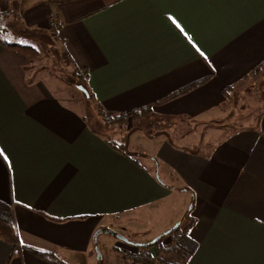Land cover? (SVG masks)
Segmentation results:
<instances>
[{"label": "crops", "instance_id": "1", "mask_svg": "<svg viewBox=\"0 0 264 264\" xmlns=\"http://www.w3.org/2000/svg\"><path fill=\"white\" fill-rule=\"evenodd\" d=\"M5 11L50 35L91 94L66 102L0 33V201L21 246L66 264H264V0H0ZM183 193L187 248L181 232L139 246L168 231L139 225ZM102 233L116 237L104 256ZM27 248L0 239V264H53Z\"/></svg>", "mask_w": 264, "mask_h": 264}, {"label": "rangeland", "instance_id": "2", "mask_svg": "<svg viewBox=\"0 0 264 264\" xmlns=\"http://www.w3.org/2000/svg\"><path fill=\"white\" fill-rule=\"evenodd\" d=\"M7 12L10 13L9 11ZM13 17L11 14L0 15V33L3 35V37L7 36V39L9 41L16 42L17 44H29V43L26 40H20V38H17L16 40H14V38H12L14 34H15V37L20 36L23 39H31L32 45L35 46L40 51V57L38 60L32 63H29V64L27 63L28 75H30L31 78L33 77V79H36L38 81H42L44 83L48 82L50 86L53 88V91L56 95L64 99L66 102H69L70 104L73 103V105H75L76 107L80 106L83 100L85 99H83L82 92H80L76 88L77 83H79V79L74 76L75 72L71 73L72 71L68 70L67 67L64 65L61 51L57 48L56 44L53 42V38H51L50 35H47L43 31L20 30L18 27H16L17 23L15 20V16ZM247 98H248V108H244L243 110L239 109L238 112L241 111L244 114H250L252 110L250 106L251 101H250L249 96ZM245 99L246 98H244V100ZM237 103L239 102L237 101ZM230 120L232 119H228V121ZM108 129H109L108 131H110V128ZM150 133L151 132H149V134ZM132 137L133 135L129 136L126 139L125 147L129 151H132L133 154L141 155L139 151L133 149L132 147L133 144L131 143ZM203 142L206 143L205 140ZM140 145L142 146V144ZM162 175L164 174L162 173ZM164 177L166 178L165 175ZM186 196L187 194L185 193L179 194V195L178 194L173 195V198L178 199L177 203H173L172 201L164 202V204L159 207L158 211L157 210L153 211L155 212V214H157L156 218H153V219L151 218L148 222L140 224L137 231L139 233H143L145 229H148L151 226L155 227V229L158 230L157 225H161L162 228L165 229V231L175 227V225L179 223L178 222L179 220H176V218L179 217L181 213L180 211H182L185 205ZM190 205H191V202H189V204L186 206V209H185L186 211L189 209ZM108 228L115 230L117 232L120 231L119 227H117L116 225H109ZM138 232H136V234L134 235V234H130V233L123 231L120 236L126 237L127 239H131V240L133 239L141 240V237L137 234ZM146 232L148 231L146 230ZM101 236L102 238L106 240L105 241L103 239L104 244L103 246H101L104 252L101 255L104 256L106 254L104 248L109 247L110 242L115 240L116 237L110 234H104V233H102ZM172 244H173V247L171 248H174L175 244L174 243ZM160 254L161 256L163 255L164 258L167 260L165 262H170L173 258V255L166 253V251H160ZM94 256L97 257V253H94ZM76 257H77V264H82V262H84V258H85L84 254H80V255L77 254ZM96 260L97 259H94V262H96ZM85 264H88V263H85ZM94 264H97V263H94Z\"/></svg>", "mask_w": 264, "mask_h": 264}, {"label": "trees", "instance_id": "3", "mask_svg": "<svg viewBox=\"0 0 264 264\" xmlns=\"http://www.w3.org/2000/svg\"><path fill=\"white\" fill-rule=\"evenodd\" d=\"M7 14H9V13L8 12L0 13V15H7ZM1 43L4 46H8L15 53H17L18 55H20L21 57L26 59L28 61V63H32V62L38 60L40 57V51L35 46H33L31 44H10L7 41H1ZM86 75L87 74L85 72L84 73H77V72L74 73V76L79 79V83H77L76 88L79 91H82L85 97H91L88 86L85 82ZM148 111H149V109L146 107L135 109V110H132L128 113L119 114L118 116L105 118V119H103L102 123H104L105 125H115V126L122 125L126 122V120L129 117L137 118V117L145 115L146 113H148ZM112 141H113V138L109 137L108 142L110 144H112V146L115 147L117 150L122 151L121 147H124L123 142L121 144H117V143L112 142ZM120 145H121V147H120ZM123 153L126 154V152H123ZM191 225H192V223L186 224V225H184V227H180V224H178L176 227L171 228L170 230H168L167 232L162 234L160 237H158L155 242L147 243V244H138V245L139 246H145V247L150 246V245L159 243V241L162 240L163 236L181 232V235L179 238L176 239L177 242L175 244H178L180 246V248L186 249L187 248V240L185 239V235H186V233H187V231ZM0 239H2L3 241H5L6 243H8L11 246V255L16 252L18 247L27 248V246H24V245L21 246L19 244L18 237L16 234V230L14 227V217H13L12 207L10 205L2 202V201H0ZM183 240H184V242H183ZM27 249H29L35 256H37L41 259H44L48 262H51L53 264H66L65 262L61 261L56 256L55 253H53L51 251H41V250H37L34 248H30V247ZM192 249H193V247H192ZM192 249H190L189 252H192ZM139 257H141V256H138V255L135 256L133 258V262H137L139 260H146V261L150 260V256H142L141 258H139Z\"/></svg>", "mask_w": 264, "mask_h": 264}, {"label": "snow or ice", "instance_id": "4", "mask_svg": "<svg viewBox=\"0 0 264 264\" xmlns=\"http://www.w3.org/2000/svg\"><path fill=\"white\" fill-rule=\"evenodd\" d=\"M0 157H2L5 161L9 160V157L4 153L2 149H0Z\"/></svg>", "mask_w": 264, "mask_h": 264}, {"label": "water", "instance_id": "5", "mask_svg": "<svg viewBox=\"0 0 264 264\" xmlns=\"http://www.w3.org/2000/svg\"><path fill=\"white\" fill-rule=\"evenodd\" d=\"M156 176H157V172H156ZM178 224H176L175 225V227L177 226ZM160 237V236H159ZM122 238V237H121ZM122 239H124V240H126L125 238H122ZM157 240V238L156 239H154V240H152V241H150V242H148V243H153V242H155ZM129 243H131V242H129ZM147 244V243H146Z\"/></svg>", "mask_w": 264, "mask_h": 264}]
</instances>
